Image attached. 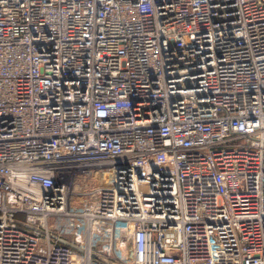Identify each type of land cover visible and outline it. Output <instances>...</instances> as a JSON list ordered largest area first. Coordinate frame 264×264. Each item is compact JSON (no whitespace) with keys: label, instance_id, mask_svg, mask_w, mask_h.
<instances>
[{"label":"built area","instance_id":"1","mask_svg":"<svg viewBox=\"0 0 264 264\" xmlns=\"http://www.w3.org/2000/svg\"><path fill=\"white\" fill-rule=\"evenodd\" d=\"M94 254L264 264V0H0V264Z\"/></svg>","mask_w":264,"mask_h":264},{"label":"water","instance_id":"2","mask_svg":"<svg viewBox=\"0 0 264 264\" xmlns=\"http://www.w3.org/2000/svg\"><path fill=\"white\" fill-rule=\"evenodd\" d=\"M17 222H18L19 224H21V225H24V226L28 227V228L35 229V230H39V229H37V228H35V227L31 226V225L24 224V223H21V222H19V221H17ZM60 241H61L62 243H64V244H66V245L71 246L72 248H75V249H78V250H82L81 247H79V246H77V245H75V244H72L71 242H69V241H67V240H65V239H60ZM93 256H94L95 259H97V260H99V261H101V262H103V263H105V264H118V263H116V262H114V261H112V260H109V259L103 258V257H101V256H99V255H96V254H94Z\"/></svg>","mask_w":264,"mask_h":264},{"label":"rangeland","instance_id":"3","mask_svg":"<svg viewBox=\"0 0 264 264\" xmlns=\"http://www.w3.org/2000/svg\"><path fill=\"white\" fill-rule=\"evenodd\" d=\"M96 264H105V263H103V262H97Z\"/></svg>","mask_w":264,"mask_h":264}]
</instances>
